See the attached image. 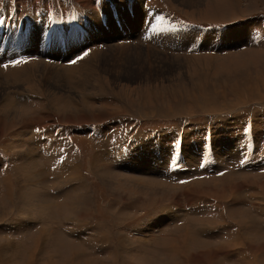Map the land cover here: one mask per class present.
Listing matches in <instances>:
<instances>
[{"label":"rangeland","instance_id":"1","mask_svg":"<svg viewBox=\"0 0 264 264\" xmlns=\"http://www.w3.org/2000/svg\"><path fill=\"white\" fill-rule=\"evenodd\" d=\"M132 1L131 6L123 10L127 5L124 0H0V73L4 77L8 76L7 70L14 63V66L20 67L32 65L34 67L29 66L28 70L35 71L31 76L34 81L24 85L6 84L0 75V104L8 96L12 98L11 103L22 104L19 112L9 114L0 105V182L4 177L1 172L4 171L7 181L21 186L22 174L30 173L32 154L34 161L38 163V185L41 189L38 196L37 193L32 194L33 199L40 200L42 193L58 198L61 194L57 196L56 193L60 189L53 190L56 184L52 183V167L58 164L53 163V158L56 156L57 161L61 155H70L65 159L67 164L64 163L70 167L64 175L67 176L69 191L64 190L62 193L65 192L66 196L73 192L76 180L82 177L85 181L83 184L88 185L86 188L89 193L97 195L96 200L93 195H86L85 206L81 210L85 217H92L91 220H76L81 213L79 205L73 208L75 214L66 218L65 213L72 198H67V203L61 207L60 203H55V207L52 203L45 204L44 207L38 203L41 205L38 207L36 201L33 204L30 201L23 202L27 208H32L28 214L20 213V220L16 221L13 216L4 219L11 225L10 229L16 228L12 235L17 232L22 234L26 244V248H23L25 254L23 253L22 258L18 255L20 259L17 261L22 259L23 264L27 263L26 250L30 248L31 237H35L40 231V223L43 228L46 227L43 233L45 237L52 235V230L59 236L65 231L61 228L72 230L75 226L86 225H89L91 231H84V236H90L96 232L93 225L99 223L98 225L104 226L95 241L106 239V245H114V256L107 257L110 250L104 248L102 255H98L101 258L98 264L126 262L119 260L122 253L119 246L121 239L124 241L123 249L129 250L125 251L127 254L140 246L149 245L153 248L156 242H161L155 248L166 257L167 264H187L191 260L192 264H225V256L232 252L222 246H227L225 242L229 241L228 235L230 232L232 235L234 224L237 225H234L233 235L237 237L243 234L242 237L246 238L248 244L252 245L257 239H261L258 237H263L264 240V159L253 164L237 158L229 163L227 161L236 155L228 133L240 126L241 121L236 120H244V116L239 115L245 112L252 113H246L251 123L256 120L254 137L258 145H263L253 149V158L257 160V157L264 156V50L252 52L245 49L243 52L242 49H236L246 38L250 25L254 21L256 24L263 22L264 0H200L196 3V9L195 6L190 9L184 4V0L182 3H179L181 0H160V4L151 0L150 6L154 10L158 6L167 9L180 16L184 22H192V25L228 23L226 27L229 29L226 31L215 28L205 31L193 26L184 31L171 32V36L179 40L177 44L165 45V35L160 34L153 43L159 42L160 44H155L156 48L162 49L163 46L167 49L166 52H154L156 49L151 48V43L140 39L147 14L143 11V0ZM108 3L118 9L116 14L113 10L111 13L108 11ZM28 29L30 33H27ZM233 37H240L241 42L237 40L236 43H230L229 40L234 39ZM58 38L63 44L57 48L54 43ZM85 39L91 41L84 44ZM198 40H201L198 47L200 53L213 54L217 50V55L195 57L196 55L187 54V50L183 51L184 48L191 47V43L195 46ZM47 44L50 45L49 50H45ZM63 45L65 50H62ZM223 50L227 52L222 54L229 51L234 54L219 57ZM85 51L82 58H78ZM71 61L77 62L70 63ZM80 61H84L86 67L90 66L86 68L89 76L83 77L88 79L82 83L77 80L78 72L72 70ZM76 68L80 69L81 65ZM8 80L10 81V76ZM16 93L28 94V98H17ZM245 104L251 106L246 108ZM247 109L252 111H246ZM221 112L227 114H220ZM119 117L129 118L128 122L120 123V130L117 129L119 125H114L111 132H103ZM181 128L182 149L180 144L173 141V131ZM208 129L211 131L213 154L204 167H213L210 173H203L194 170V167L198 166L196 154L204 156L200 145L204 141L203 133ZM208 134L210 135L209 132ZM44 140L49 142L47 148L42 146ZM28 143L32 148L30 145L27 147ZM241 149L244 156L251 158L250 148ZM189 155L192 158H188ZM115 156L118 160L113 164L110 157ZM182 164L183 169L190 170L192 174L183 175V185L178 186V183L171 181L177 168L169 170ZM75 166H78L76 172ZM167 167V175L173 179L162 181L155 178V175ZM128 172L135 173V177L127 176L125 173ZM42 178L45 189L40 188ZM134 178L151 184L139 183L132 180ZM17 186L16 189H19ZM127 187H133L134 191L131 190L128 194ZM2 190L4 189L0 184V195L4 192ZM141 192L151 194L144 198L147 206L156 204L159 200H167L172 204L176 201L184 205L194 203L196 210H199L206 203L213 205L215 212L212 211V218L208 220L200 213L198 219L194 217L195 219L188 220L189 223L181 227L172 228L169 224L160 222L132 224L144 216L138 212L140 202L143 201ZM155 194L159 195L154 196ZM95 209H99L98 214ZM2 210L9 212L10 205ZM219 210L223 212V216L224 212L228 213L227 220L230 219L232 223L231 227L226 226L217 232L215 229L219 226H211L219 223L222 225L226 220V216L219 215ZM54 214L61 219H53ZM5 215L3 213L1 217L4 218ZM146 216L149 218V214ZM44 218L48 219V223L40 221ZM15 222H21L23 227H17ZM60 224H65L66 227L60 226L58 231L57 225ZM246 225L248 227L243 230ZM190 226L194 227L193 230L189 229ZM204 226L216 231L210 235L211 238L207 235L205 240L211 241L214 247H221L217 248V257H213L212 250L199 241L201 238L204 240V236L196 235L198 240L193 233L196 227L197 231L204 232ZM236 227L243 230L242 234H236ZM0 231L6 232L4 229ZM157 233L164 234L156 236L152 241H149L150 236H146ZM62 236L66 243L57 240L50 243L47 238L43 242L45 245L40 243L42 250H45L46 244L49 247L52 245L57 264H61L66 252L80 251L82 255L83 252H90V246L84 244L82 235L75 236V233L69 232ZM6 241L1 245L6 251L0 252L4 254L0 255V264H7V259L8 264H15V252L11 251L14 247L9 246L8 238ZM257 245L259 248L256 250L248 245L252 250L250 251L246 243L237 242L236 247L240 249L235 254L243 256L242 252H246V257L252 258L248 260H253L255 255L264 254V243L258 242ZM20 253L22 255V251ZM61 253L63 257H60ZM86 259L84 255L82 261L76 259L74 264H93L88 262L91 259ZM31 263L38 264L35 259Z\"/></svg>","mask_w":264,"mask_h":264},{"label":"crops","instance_id":"2","mask_svg":"<svg viewBox=\"0 0 264 264\" xmlns=\"http://www.w3.org/2000/svg\"><path fill=\"white\" fill-rule=\"evenodd\" d=\"M152 1L159 2V4H160V0H152ZM196 1H197V4L200 2V0H196ZM150 2H151V0H143V4H142L143 5V11L146 12L147 15H146V20L143 23V28H141V29H143V31H142L140 39L142 41H144V42L151 43V45L153 46L151 48H155L156 49L155 51L153 49L154 52H157L159 50H161V52L162 51L166 52V50H167L166 48H163L162 45H161L162 49L156 48L155 44H158L159 42L153 43L154 41H156L159 38L160 34L161 35L162 34L165 35V38L163 39L164 44L165 45H169V44H173V43L177 44L178 41H179L176 37L171 36V32L184 31V29H186V28L190 29V28H193V26H197L199 28H202L205 31H209V30H211V28H215V29L221 30V31H226L227 28L229 29V27H226V26H228L227 25L228 23H223V24L212 23L213 25H210V24H205L204 25L203 23H199V24L192 25L193 24L192 22H184L180 16H178V15L172 13V12H169L167 9H162L161 7L158 6L157 10H154L153 8H151ZM155 2H153V3L156 4ZM124 3H126L127 5L123 8V10L124 9L127 10L128 6L130 7L131 4L133 3V1L132 0H124ZM110 4H111L110 6H109V3L107 5L108 8H109L108 11H110V13H111L112 10H113L115 12V14H116L118 9L116 10V8L112 5V3H110ZM196 5H195L194 9H196V7H197ZM94 6H95V4H94ZM188 7L190 9L193 8L192 6L191 7L188 6ZM108 8H106V9H108ZM162 11H165V12H162ZM50 22L53 23L51 20H50ZM102 22H103V20H102ZM188 24H190V25H188ZM30 25H32V24L30 23ZM207 25H209V26H207ZM103 26H105V25L103 24ZM18 30L21 31V28H18ZM148 30H151V32H149ZM62 32H64V29H63ZM74 32H76V31H73V33ZM27 33H30L29 29H28ZM168 33H169L170 36H168ZM246 33H247L246 34V38L244 39V41L242 43H239L237 45V47H238V48H236L237 50L242 49V51H243V50L246 49V51H252V52H256V51H259V50H264V19H263V22L261 21L260 24H258V23L256 24L255 21H254L250 25L249 29H247ZM43 34H44V31H43ZM61 34L62 33H60V35ZM119 35H120V33H119ZM231 38L229 40L230 43H236L235 41H237V40H238V42L240 41V37H233L234 39H231ZM80 39H82V34L81 33H80ZM90 41H91L90 39H85L83 41V43L85 44V43H88ZM2 42H4V40H2ZM55 42L56 43H54V45L57 46V48H58V45L63 44V43L59 42V38ZM200 43H201V40H198L195 46H193V43H191L190 44L191 47L184 48L183 51L187 50V54H190L191 56H195L196 55L195 57L208 56V55L209 56L214 55V56H211V57H215L217 55V54H215L217 50H214L213 54L212 53L211 54L200 53V50L198 49ZM48 46H50V45L49 44L45 45V48H46L45 50H49ZM59 48H60V46H59ZM62 50H65L64 45L62 47ZM223 52H227V51L223 50L220 53L221 55H219V57H224V56H229L230 54H234V53H230V51L227 54H222ZM84 53H86V51L83 52L78 58H82ZM184 55H186V54L184 53ZM16 58L13 59L10 62H13L14 60H16ZM183 58H185V57H183ZM7 62H9V60ZM76 62L77 61H71L70 63H76ZM15 64L16 63L10 65V67H13ZM14 67H17V66H14ZM250 106L251 105H248V106H246V108L250 107ZM246 111H252V110H248L247 109ZM224 113L225 112H221L220 114H224ZM246 113L252 114L251 112H245V113H242V115H239V116H244L245 119L242 120V121L240 119H237L236 120L237 122L241 121L240 126L236 127L235 129H231L230 133H228V137L231 140L233 148H234V150L236 152V155L232 156L231 158H228V159L225 158V159H227L228 163L233 161V159H235V158L243 160V161L244 160L248 161V162H250L252 164L261 162V160L264 159V156L257 157V160L253 158V149L258 148V147H262L263 145H260V144L258 145L257 142H256V138L254 137L253 128L256 125V120H254L253 123H251V119L247 117L248 114H246ZM225 114H227V113H225ZM128 119L129 118H126V117L125 118L119 117L114 122L110 123L105 128V130L103 132H111L114 125H119L117 127V129L120 130L119 129L120 128V123H127ZM136 121H139V120H136ZM165 129H167V128H165ZM237 129H239V130H237ZM167 130H173V129L170 128V129H167ZM122 131H124V129ZM208 132L210 133V135L208 134ZM154 133H156V132H154ZM203 134H204V136H203L204 137V141L202 142L200 147L203 150V155L204 156L200 157L198 154H196V156L198 158V166L194 167V170H200L203 173H210L212 171V167L213 166L210 167L209 169H207V167H204V165L208 164V160L213 154L212 145H211V140H212L211 131L209 129L205 130ZM151 136H153V134ZM173 137H174L173 138L174 143L180 144V149H182L183 129L181 128L180 130H174L173 131ZM59 141H58V143H59ZM144 141H146V140H144ZM149 141L152 142L153 140L149 139ZM54 142L55 141L53 139V144H54ZM72 142H73V139H72ZM140 143H142V141H140ZM140 143H139L138 146L141 145ZM28 145H30V148H32V145L30 143L27 144V147H28ZM74 145H75V141H74ZM77 145H78V143H76V146ZM155 147L157 148V146H155ZM241 148H250L251 152H250L249 155L251 156V158H249L247 156H244L243 149H241ZM33 157L34 156H32V154H31L30 155V165H31L30 173L22 174L23 175V179L21 177V186H19V185L17 186L15 183H12L10 180L7 181L6 175H4L5 172L4 171L1 172V175H3L4 177H2L0 184H2L3 189H4V190H2V192L3 191L4 192L0 195V211L3 208H5L6 205H10V211L7 212L5 210H2V211H5V212H2V211L0 212L1 215L3 213H6L4 218H3V216L1 217V215H0V221H1L0 222V229H4L6 231L5 233H8V234H5V233H1V231H0V246L3 245L4 243H6L7 242L6 238H8L9 243H12L13 246H14L13 250H11V251L15 252V258L12 257L13 259H15V261H14L15 264H23L22 263V259L20 261H17V260L20 259V258L18 259V255L21 256V258H22L23 253H24L23 248L24 249L26 248V244L23 242V238L21 236L22 235L21 233L17 232V233H13V235H12V232H14V229H16V228H14L13 230L10 229L11 225L8 224L5 220L9 216L10 217H12V216L15 217L14 221L20 220V217H21L20 213H22V215L28 214L29 210L32 209V208H31V206L27 208L25 206V203H23V202L30 201V203L33 204L36 201L37 204L41 202L42 205H45V204H48V203H52V204H54V207L56 205L55 203H60V207H61L62 204H64V203L66 204L67 203V198H72L71 203H73L75 205V207H77L79 205L80 206L79 207L80 208V212H81V210L85 206V201H86L85 200V198H86L85 196L86 195H90V197L93 195V198L95 200H96V197H97L96 193L95 194H94V192H93V194L89 193V189L86 188V186H88V185L87 184H83V183H85V181L82 180V177H79L78 181L76 180V182H75V185H76L77 189L75 188V191L69 192L68 195L64 196L65 192L62 193V191L67 190L68 186L66 185V178L64 176L66 171L63 170L62 168H66V167L70 168L69 166L64 165V163L67 164V161L65 159L69 158L70 155H61V156L58 157L57 161L55 160L57 158L56 156L53 158V163H57L58 165H55V167H52V171L54 172V177H53L52 183H53V185L56 184V186H57V187L55 186L53 190H56L57 188L60 189V190H58V193H56L57 196H59L61 194L60 197H58V198H56L55 196L51 197V195H48L45 192L46 193L45 195L43 193L41 194L42 198L40 200L39 199L36 200L35 198H34L35 199L34 200L33 197H34L35 193H37V196H38V193L41 191V189H39V185H38V183H39V173L37 171L38 170V163H37V161H34L35 159ZM189 157H191V156L189 155L188 158ZM117 160H118V157H116V156L115 157H110V161L113 164L116 163ZM217 162H219V161H217ZM97 163H98V161H97ZM190 163H192V162L190 161ZM183 167L184 166L182 164V165L176 166L173 169L171 168L169 170V171H174L177 168L176 171L172 175V176H174V179L172 177H168V175H169V174L167 175L168 167L165 170H163L164 172L161 171L158 175H155V178H158V180H162V181H165V179L169 178V179H173V180H171L172 182L178 183V186L179 185H183V175L192 174V173L189 172L190 170L183 169ZM179 168H182V169L178 170ZM24 170H25V168L23 169V171ZM183 170H187V171L183 172ZM125 174H127V176H129V177H135V173H129L128 172V173H125ZM128 174H130V175H128ZM151 176H153V175H151ZM75 177H76V175H75ZM19 178H20V176H19ZM137 178L141 179V177H137ZM40 181H41L40 184H42L40 188L43 187L45 189L46 186L44 185L45 181H43V178ZM16 186H17V188L18 187H20V188L16 189ZM124 188H126V187H124ZM127 188H128L127 190L129 191V192H127L128 194H130L131 190L134 191L133 187L132 188L127 187ZM67 191H69V190H67ZM33 193H34V195L32 196ZM52 195H55V194H52ZM150 195H147V194H144V193L141 192V196L143 197V201L140 200V201H142V203L140 202V207L138 208V212L140 214L144 215V216L142 218H138L137 220H139V221L137 223H132V224H139L140 225V224H148V223L160 222L161 224H163V223L164 224L165 223L169 224V226L172 227V228L173 227H181V226H183L185 224H188L190 219H191V221H192V219H195L194 217H196V219H198L197 217H199L200 213L204 214L205 219L208 220V219L212 218L211 217L212 216L211 215L212 211L215 212L214 206L213 205H208L206 203L203 206L199 207V210H196V208L194 206V203L193 204H189V205H186V204L184 205L183 203H178L176 201L175 203L172 204V202L169 203L167 200H162V202H161V200H159L156 204H153L151 206L150 205L147 206V205L144 204V198L150 197ZM158 195L159 194H155L154 196H158ZM29 197H30V200H29ZM49 199H50V202H49ZM91 200H92V198H91ZM2 206H5V207H2ZM38 207H41V205L38 204ZM47 207H50V205H48ZM95 207H96V204H95ZM195 210L198 212L197 214L195 213ZM227 211H229V210H227ZM95 212H96V214H98L99 209L98 210L95 209ZM218 213L222 217L226 216V220H224L225 222L223 221L222 225H220V223H219V224H215V225H213L211 227H217V226L220 225L217 229H215L217 232H219V230L222 231V229L224 227H226V226L230 225L229 227H231L230 219L227 220V214L228 213L224 212L225 216H223V212L220 211V210L218 211ZM146 214L147 215L149 214V216H148L149 218H147ZM52 215L53 214H51V216ZM54 215L55 216H53V219L60 218L59 215H56V214H54ZM65 215H66V218H67V212L65 213ZM79 216L80 217L76 219L77 221H82V220H86L87 221V220H91L92 219V217H90V218L85 217L83 212H81ZM63 218H65V217H63ZM47 220H48L47 218H44V219H42L40 221L42 223H45V222H47ZM50 220H51V217H50ZM150 221H152V222H150ZM98 224H96L95 226L93 225L94 228H95V229L93 228V230H94V232L96 230L97 234L95 232L96 235L95 234H93V235L90 234V236H89V234H85L86 236H84V231H91V228L89 227V225L81 226V227L80 226H75L72 230H70L69 228H66V229L61 228L62 230L66 231V232L64 231V233L62 234L64 236L67 235L69 232L75 233V236L82 235V238H84V240H85L84 244L85 245L88 244L90 246L89 247L90 248V252L86 251L85 253L83 252V248L81 247V250L83 252L82 256L84 257V255H85L86 258H87L86 260L91 259L88 262H91L93 264H98V262L101 259L100 256H98V255H102V253H103L102 249H104V248H108L110 250V252L107 253V257L108 256L109 257L110 256L111 257L114 256V254H113L114 252L112 250V248H113L112 246H114V245L110 246V245L104 244V243H106V239H104V242H103V240L95 241V239L98 236V232H102L103 228H104V226H100ZM16 225H17V227L18 226L19 227H23L21 222L19 224L16 223ZM195 225L198 227V223H196ZM235 225H237V224H235ZM57 226H58V231H59V227L60 226L61 227H66L65 224H62V225L60 224V225H57ZM96 226H97V229H96ZM98 226H100V227H98ZM39 227H40L41 236H39L38 238H36L37 235L35 237H33V238L31 237L32 240L29 242L30 243V248H28L26 250V254L28 255V253L32 252L33 249H34L35 252H34L33 259H35L38 262V264H57L55 262L57 260V258L55 257V253L56 252L54 251V248L52 247V245H50V247H49L48 244H46L47 247L45 248V250H42L43 248H40V243H41V245L42 244L45 245V243H43V242H44V239H46V238L50 241V243H51V241H55V240H57V242H62V241H65V239L63 238L62 235L56 236L54 230L51 231L52 235L45 237V235H43V232L46 231L43 228L44 226L41 225V223H40ZM162 227H165V226H162ZM197 227L193 231L195 237L198 234L203 235L204 236V240L202 238L200 240L197 237L196 238L200 242L204 243V245L208 246L212 250V253H211L212 256L214 255V256L217 257L219 255V251H217V248L221 249V247H214V244L212 245L211 241H209L208 239L205 240L207 235H209V237H210V235H212L213 233H216V231L215 230H211L209 226H204L205 227V231L204 232H200V231H197ZM193 228L194 227H191L189 229L193 230ZM232 228H233L232 235H230L231 234V232H230L229 235H228V239H227L229 241L225 242V243H227V246L226 247L222 246V248H228V251L231 250V252H232V254L225 256V258H224L226 260V261H224L225 264H264V254H261L260 256H259V254L255 255V259H253V260H248V259H252V258H250V257L247 258L246 257V252L242 253L243 256L241 254H235V251L240 249V247H238V248L236 247L237 242L242 241L243 243L247 244V247H248V242L245 240L246 238L244 239L241 235H238L237 237L234 236L233 235L234 226H232ZM8 230H9V232H7ZM238 231H240L239 228H238ZM1 234H3V235H1ZM162 234H164V233H157L154 236L148 234L146 236L147 237L150 236L149 239L151 241V238L152 239L156 238V236H160ZM230 236H232V237H230ZM91 237H94V238H91ZM220 238L223 239V236H220ZM258 238H261V239H257V241H255L252 245H250V246H252L251 248H253L255 250L259 248L258 245H257L258 242L261 243V244H262V242L264 243L263 237H258ZM89 240H91V242ZM96 242H98V243L100 242L101 245L100 244L96 245L95 244ZM64 243H66V241ZM102 243H103V245H102ZM120 243H122V244L124 243L123 239L120 240ZM120 243H119V246L122 249V253H120V256H121L120 259H119L120 261L125 260L127 262L128 261L132 262L133 264H167L168 260L166 259V257L163 256V254H161V252L159 253L156 250V248H155V245L158 244V243H159L158 245H161V242H156L153 245V248L150 247L149 245L147 247L146 246H140V247L136 248L134 251H132V253H130V254H127L125 252V251H129V250H124L123 247H122L123 245L120 244ZM249 247H248V249L250 251H252L251 248H249ZM234 248H236V249L234 250ZM130 249H132V248H130ZM197 249L200 251V248H197ZM21 251H22V255L20 253ZM192 252H194V251H192ZM63 254H65V253H63ZM67 254L68 253L66 252V256H67ZM0 255L3 256L4 254L0 253ZM66 256H64L65 258H63V260L66 259ZM8 257H10V255H8ZM25 257H26V262H27V256H25ZM60 257H63L62 253H61ZM12 258H9V259H12ZM33 259L31 260V262L33 261ZM220 259H221V257H220ZM171 260H174V259L172 258ZM191 262H193V261L191 260L188 263H191ZM216 263L220 264L218 262H216Z\"/></svg>","mask_w":264,"mask_h":264},{"label":"bare ground","instance_id":"3","mask_svg":"<svg viewBox=\"0 0 264 264\" xmlns=\"http://www.w3.org/2000/svg\"><path fill=\"white\" fill-rule=\"evenodd\" d=\"M184 4L185 5H187V6H192V7H194L195 5H196V3H197V1L196 0H184ZM179 3H182V0L181 1H179ZM183 4V5H184ZM182 5V4H181ZM184 5V6H185ZM186 6V7H187ZM98 50V49H97ZM152 51V50H151ZM204 54V53H203ZM84 63V61H80V63L79 64H77L76 66H74L73 67V72H78V76H79V78L77 77V80H79V83H82V82H85L87 79H84L83 77L84 76H86V75H88L89 76V73L87 72V70H86V68L87 67H90V66H87L86 67V65L85 64H83ZM37 65V64H36ZM79 65H81V68L80 69H77L76 67H78ZM29 66H31V67H34V66H32V65H27L26 64V66H22V67H20V66H17V67H11L10 69H8L7 70V74H8V76H10V81L8 80V76H6V77H4L1 73H0V75L2 76V80L4 79V82L7 84V83H10V84H17V83H21V84H25V83H31L32 81H34L33 80V78L31 77L32 76V74L35 72H33V71H30V70H28V68H29ZM91 66H93V64H91ZM48 67V66H47ZM67 69H69V67L67 68ZM66 69V70H67ZM82 69H84L85 71H82ZM47 70V69H46ZM40 71V70H39ZM38 71V72H39ZM43 71H44V69H43ZM37 74V73H36ZM39 74V73H38ZM70 74V73H69ZM51 76V75H50ZM48 78V77H47ZM50 78V77H49ZM53 78V77H52ZM56 78V77H55ZM76 78V77H75ZM37 80H38V78H37ZM52 80V79H51ZM54 80V79H53ZM42 81V80H41ZM55 81H57V80H55ZM81 81V82H80ZM77 82V81H76ZM75 82V83H76ZM1 84V83H0ZM3 84V83H2ZM77 84V83H76ZM75 84V85H76ZM78 85V84H77ZM76 85V87H78ZM9 87V86H8ZM84 87V86H83ZM82 87V88H83ZM17 94V98H21L22 96H25V97H27L28 98V94H26V95H21V94H19V93H16ZM13 97V96H12ZM22 98H24V97H22ZM27 98H25V99H27ZM11 99L12 98H10L9 96L6 98H4V101L5 102H3L2 104H0L1 105V107H3V111L4 112H6V113H16V112H19L20 110H21V106H22V104L21 103H17V102H15V103H11ZM246 105V104H245ZM242 121V120H241ZM220 124V123H219ZM225 125V124H224ZM45 142H43L42 141V146L43 147H45V148H47L48 147V144H49V142H48V140H44ZM65 165V164H64ZM67 168V167H66ZM62 168L63 170H65V171H68V169L69 168ZM73 168V167H72ZM77 168H78V166H75V172L76 171H78L77 170ZM97 172V171H96ZM66 177V179H67V176H65ZM122 177H124V176H122ZM102 178V177H101ZM68 179H70V178H68ZM79 179V178H78ZM128 179V178H127ZM132 180H135V181H138L139 183H149V184H151V182H146V181H143V180H139V179H136V178H134V179H132ZM105 184V183H104ZM107 184V183H106ZM197 184H198V182H197ZM112 186V185H111ZM76 188V187H75ZM75 188H74V191H75ZM77 189V188H76ZM65 196V195H64ZM86 202V201H85ZM39 204H41V203H39ZM44 206V205H43ZM71 206H72V208H71ZM74 206L75 205H72L71 203H70V207H69V209H68V211H67V218L69 219V217H70V215H74L75 214V212L73 211V208H74ZM46 210V209H45ZM44 216V215H43ZM235 217V216H234ZM244 218V217H243ZM28 219V218H27ZM25 221V220H24ZM235 221V220H234ZM21 222H22V220H21ZM26 222V221H25ZM48 223V222H47ZM230 223H232V222H230ZM242 223V222H241ZM226 224V223H225ZM224 224V225H225ZM233 224H234V222H233ZM235 225V224H234ZM233 225V226H234ZM241 225V224H240ZM51 226V225H50ZM95 226V225H94ZM220 226V225H219ZM236 226V225H235ZM55 228L57 227L56 225L54 226ZM98 227H100V226H98ZM244 228H243V230L244 229H246L247 227H248V225H246V227L245 226H243ZM46 228V227H45ZM44 228V229H45ZM94 228V227H93ZM237 228V227H236ZM95 229V228H94ZM96 229H97V226H96ZM243 230H241L240 229V231H238V228L236 229V234H238V233H242L243 232ZM99 231V230H98ZM108 231H109V229H108ZM44 233V232H43ZM96 234H97V232H96ZM95 234V235H96ZM100 234V233H99ZM193 234V233H192ZM41 235V232L39 231L38 233H37V236H36V238H38L39 236ZM93 235V234H92ZM91 235V236H92ZM243 236V235H242ZM110 237H111V235H110ZM184 237V236H183ZM244 237V236H243ZM187 239V238H186ZM36 240V239H35ZM99 240V239H98ZM103 240V242H104V239H102ZM152 240H154V239H152L151 238V241ZM100 241V240H99ZM150 241V240H149ZM188 241V240H187ZM252 241L254 242V239H252ZM35 242V241H34ZM93 242V241H92ZM252 242V243H253ZM14 243V242H13ZM100 243V242H99ZM235 243V242H234ZM37 244V243H36ZM97 244V243H96ZM104 244H106V243H104ZM120 244H122V243H120ZM183 244V243H182ZM204 244V243H203ZM93 245V244H92ZM97 245H99V244H97ZM100 245H101V243H100ZM102 245H103V243H102ZM123 245V244H122ZM248 245H251V244H248ZM9 246L12 248V247H14L13 245H12V243H9ZM8 246V247H9ZM38 246V245H37ZM178 246V245H177ZM263 246V245H262ZM123 247V246H122ZM182 247H185V246H182ZM197 247V246H196ZM125 248V247H124ZM186 248V247H185ZM206 248H208V247H206ZM175 249H176V247H175ZM2 250H5V248L4 247H1L0 246V252H3ZM12 250H13V248H12ZM180 250H181V248H180ZM179 250V251H180ZM188 250V249H187ZM6 251V250H5ZM34 249H33V251L32 252H29L28 253V255H27V264H33V263H31V260L33 259V257H34ZM188 252V251H187ZM202 252V251H201ZM68 254H67V256H66V259H65V261H67V262H63L62 263V261H61V264H74V260H76V259H79V261H82L81 260V256H82V253H80V251H77V252H75V251H70V252H67ZM243 253V252H242ZM185 254V253H184ZM188 254V253H187ZM190 254V253H189ZM184 256H186V254L184 255ZM5 258V257H4ZM187 258V257H186ZM210 258V257H209ZM1 260V259H0ZM34 260V259H33ZM62 260H63V258H62ZM12 261V260H11ZM64 261V260H63ZM2 262V261H1ZM174 262V261H173ZM172 262V263H173ZM5 263V262H4ZM9 263V260L7 259V264ZM83 263V262H82ZM129 263H131V262H124L123 264H129ZM2 264V263H1ZM192 264V263H191Z\"/></svg>","mask_w":264,"mask_h":264}]
</instances>
